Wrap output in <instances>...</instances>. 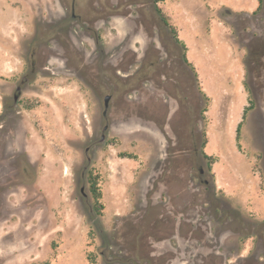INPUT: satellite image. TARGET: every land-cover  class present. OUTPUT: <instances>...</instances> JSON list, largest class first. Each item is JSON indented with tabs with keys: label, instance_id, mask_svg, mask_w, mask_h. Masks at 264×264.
I'll return each mask as SVG.
<instances>
[{
	"label": "rangeland",
	"instance_id": "374dc122",
	"mask_svg": "<svg viewBox=\"0 0 264 264\" xmlns=\"http://www.w3.org/2000/svg\"><path fill=\"white\" fill-rule=\"evenodd\" d=\"M260 6L254 0L162 2L165 15L172 14L170 36L177 32L173 21L192 37L194 27L208 33L196 41L201 81L184 70L178 79L203 101L202 141L214 185L240 216L246 235L260 226L264 232V109L250 70L253 52L264 48V0ZM61 13L58 0H0V264H113L105 247L109 244L113 258L114 228L140 204L141 187L162 152L147 129H110L106 142L91 151L92 196L89 205L83 200L85 148L100 138L104 125L102 94L90 88L98 82L78 78L57 60L30 71L35 40ZM123 37L118 25L103 41L112 47ZM179 48L187 54L180 41ZM190 65L187 71L196 74ZM25 73L30 82L5 113ZM253 238H243L240 246L237 237L230 238L227 246L245 256L259 253L264 264V240L258 244Z\"/></svg>",
	"mask_w": 264,
	"mask_h": 264
},
{
	"label": "flooded vegetation",
	"instance_id": "af4514ba",
	"mask_svg": "<svg viewBox=\"0 0 264 264\" xmlns=\"http://www.w3.org/2000/svg\"><path fill=\"white\" fill-rule=\"evenodd\" d=\"M162 2L58 0L62 13L35 40L30 71L35 73L38 65L57 60L78 78L98 82L90 88L102 94L104 125L100 138L85 148L81 173V194L88 205L91 151L106 142L110 129L138 126L162 144L160 158L141 187L140 204L117 223L113 258L107 244L106 259L113 264H244L248 259V264H262L259 253L251 257L250 250L245 256L227 246L230 238L237 237L240 246L247 236L259 244L264 232L260 226L243 233L240 216L216 191L213 163L202 141L206 134L200 111L203 101L193 87H184L178 79L180 70L193 78L197 75L187 71L191 65L184 50L180 51L176 33L169 34L172 26ZM118 25L124 37L106 46L105 32L117 30ZM259 53L261 58L256 59ZM253 59L251 83L264 109V48L254 51ZM29 82L30 75L25 73L13 99L4 105L5 113L17 105ZM90 216L98 221L92 207Z\"/></svg>",
	"mask_w": 264,
	"mask_h": 264
},
{
	"label": "crops",
	"instance_id": "0c3cea01",
	"mask_svg": "<svg viewBox=\"0 0 264 264\" xmlns=\"http://www.w3.org/2000/svg\"><path fill=\"white\" fill-rule=\"evenodd\" d=\"M254 1L258 5V8H259V6H260L259 0H254ZM171 16H172V14L167 12V17H171ZM173 26L175 27V29L177 31L176 33H177L178 40L185 46V48L187 50L186 57H187L188 62L193 65V67H194V69L196 71L197 78L201 81V78L200 77L202 76V73L203 72L201 71V68L196 67V64H197V62H199L198 61V59H199L198 53H200L202 49L199 47V45H201V43H196V41L199 40V36L200 35H202L203 37H205V36H208V33H205L204 34V32H202V30H199L196 27H194V30H193L194 36L192 37V35H189L185 31H183L181 28H179L174 21H173ZM181 36L182 37L184 36L185 38H187V40L189 42L186 43L185 41H183L181 39ZM227 49H228V47H227ZM227 54H228L227 55L228 56V60L230 62V59L231 58L229 56L228 50H227ZM230 65H231V62H230ZM235 68L236 67H234V68H232L230 70L231 72H233V74L235 73V71L233 70Z\"/></svg>",
	"mask_w": 264,
	"mask_h": 264
},
{
	"label": "trees",
	"instance_id": "16d2710c",
	"mask_svg": "<svg viewBox=\"0 0 264 264\" xmlns=\"http://www.w3.org/2000/svg\"><path fill=\"white\" fill-rule=\"evenodd\" d=\"M259 2H260V5H261V0H259ZM259 7H261V6H259ZM246 111L247 110H245V114H246ZM241 126H242V123H239V125L237 127V139H239V133H240Z\"/></svg>",
	"mask_w": 264,
	"mask_h": 264
}]
</instances>
